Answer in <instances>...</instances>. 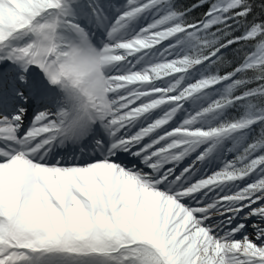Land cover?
Segmentation results:
<instances>
[{"label": "snow or ice", "instance_id": "6c2138e0", "mask_svg": "<svg viewBox=\"0 0 264 264\" xmlns=\"http://www.w3.org/2000/svg\"><path fill=\"white\" fill-rule=\"evenodd\" d=\"M0 264H264V0H0Z\"/></svg>", "mask_w": 264, "mask_h": 264}]
</instances>
